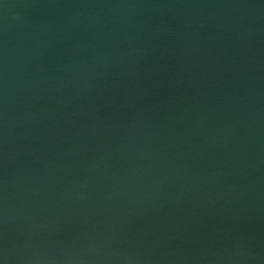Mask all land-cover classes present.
Masks as SVG:
<instances>
[{
    "label": "water",
    "instance_id": "1",
    "mask_svg": "<svg viewBox=\"0 0 264 264\" xmlns=\"http://www.w3.org/2000/svg\"><path fill=\"white\" fill-rule=\"evenodd\" d=\"M0 264H264V0H0Z\"/></svg>",
    "mask_w": 264,
    "mask_h": 264
}]
</instances>
